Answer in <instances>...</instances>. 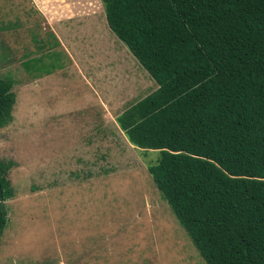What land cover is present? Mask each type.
<instances>
[{
  "label": "rangeland",
  "instance_id": "rangeland-1",
  "mask_svg": "<svg viewBox=\"0 0 264 264\" xmlns=\"http://www.w3.org/2000/svg\"><path fill=\"white\" fill-rule=\"evenodd\" d=\"M0 75L15 94L0 264H206L148 172L159 151L116 123L157 86L101 0H0Z\"/></svg>",
  "mask_w": 264,
  "mask_h": 264
},
{
  "label": "trees",
  "instance_id": "trees-1",
  "mask_svg": "<svg viewBox=\"0 0 264 264\" xmlns=\"http://www.w3.org/2000/svg\"><path fill=\"white\" fill-rule=\"evenodd\" d=\"M101 2L157 86L115 120L133 146L159 151L147 169L161 197L206 264H264V0ZM13 84L0 75V127Z\"/></svg>",
  "mask_w": 264,
  "mask_h": 264
},
{
  "label": "crops",
  "instance_id": "crops-1",
  "mask_svg": "<svg viewBox=\"0 0 264 264\" xmlns=\"http://www.w3.org/2000/svg\"><path fill=\"white\" fill-rule=\"evenodd\" d=\"M59 71V69H56L54 72H51V73H53V74H55V73H57ZM53 74H49V75H44L43 77H46V76H51V75H53ZM86 86V85H85ZM85 86H84V88H85ZM77 88V87H76ZM87 88V87H86ZM78 89H75V91H77ZM82 89H80V91H81Z\"/></svg>",
  "mask_w": 264,
  "mask_h": 264
}]
</instances>
